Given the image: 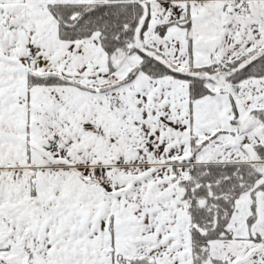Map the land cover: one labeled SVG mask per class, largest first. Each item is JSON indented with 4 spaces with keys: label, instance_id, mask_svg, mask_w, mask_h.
Returning a JSON list of instances; mask_svg holds the SVG:
<instances>
[{
    "label": "snow or ice",
    "instance_id": "obj_1",
    "mask_svg": "<svg viewBox=\"0 0 264 264\" xmlns=\"http://www.w3.org/2000/svg\"><path fill=\"white\" fill-rule=\"evenodd\" d=\"M0 264H264V0H0Z\"/></svg>",
    "mask_w": 264,
    "mask_h": 264
}]
</instances>
